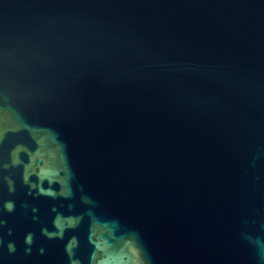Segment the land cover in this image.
Here are the masks:
<instances>
[{
    "label": "water",
    "instance_id": "1",
    "mask_svg": "<svg viewBox=\"0 0 264 264\" xmlns=\"http://www.w3.org/2000/svg\"><path fill=\"white\" fill-rule=\"evenodd\" d=\"M0 264H264V0H0Z\"/></svg>",
    "mask_w": 264,
    "mask_h": 264
}]
</instances>
